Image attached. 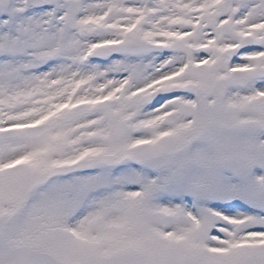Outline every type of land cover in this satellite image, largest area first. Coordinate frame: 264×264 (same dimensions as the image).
I'll use <instances>...</instances> for the list:
<instances>
[{
	"label": "snow or ice",
	"instance_id": "1",
	"mask_svg": "<svg viewBox=\"0 0 264 264\" xmlns=\"http://www.w3.org/2000/svg\"><path fill=\"white\" fill-rule=\"evenodd\" d=\"M0 264H264V0H0Z\"/></svg>",
	"mask_w": 264,
	"mask_h": 264
}]
</instances>
